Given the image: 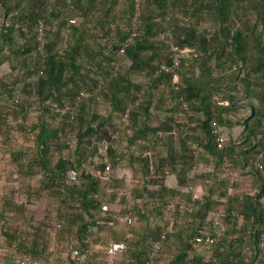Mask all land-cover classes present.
<instances>
[{"label":"trees","instance_id":"1","mask_svg":"<svg viewBox=\"0 0 264 264\" xmlns=\"http://www.w3.org/2000/svg\"><path fill=\"white\" fill-rule=\"evenodd\" d=\"M2 100L0 134L37 114L3 203L25 208L18 179L39 175L60 232L50 245L42 219L0 249L146 264L164 233L155 264H264V0H0ZM118 241L121 256L105 248Z\"/></svg>","mask_w":264,"mask_h":264},{"label":"rangeland","instance_id":"2","mask_svg":"<svg viewBox=\"0 0 264 264\" xmlns=\"http://www.w3.org/2000/svg\"><path fill=\"white\" fill-rule=\"evenodd\" d=\"M122 27L125 28L124 26ZM174 80H176V77H174ZM11 102H13L12 98ZM11 102L8 103V101L2 100L0 106H3L2 108H4L7 105H10ZM97 110L104 111L106 110V106L104 104L98 105ZM36 119L37 114L27 116L24 121L20 117H17L12 123H10L8 128L3 127L2 134H0V238H3L5 231L13 230L19 226L22 228H31L30 224H37L39 220L43 219L47 222L45 231L47 232L49 243L54 246L60 229H54L56 218L54 217L53 210H51L53 205H51L50 201H48V199L46 200L44 197L37 198V196H35V187H37L39 175H34L32 177L22 176L18 179L20 183H22V189L19 192L17 202L26 203L25 208L20 210L19 208L16 209L12 204H10V206L7 204L4 205L3 203V196L5 192L8 191L7 189L10 186L12 179L15 177L14 174H16L14 161L11 160V156L9 155L10 151L15 148H28L32 146L33 142L29 140L28 136L31 131H33L30 127L35 123ZM45 120L53 125L57 123L59 118L46 115ZM22 123L26 124L27 128L23 127ZM6 129L8 130L6 131ZM73 150V147L69 149L71 152H73ZM128 172L130 174L129 170ZM118 208L120 207L117 206V209ZM45 212L50 213L51 216L48 218L45 217L44 219ZM120 220L121 222L118 224H122L120 228L124 231L129 230L130 225L125 223L123 216L120 217ZM122 254L117 256H121Z\"/></svg>","mask_w":264,"mask_h":264},{"label":"built area","instance_id":"3","mask_svg":"<svg viewBox=\"0 0 264 264\" xmlns=\"http://www.w3.org/2000/svg\"><path fill=\"white\" fill-rule=\"evenodd\" d=\"M40 38V37H39ZM41 45H42V41L40 39V43H39V49H41ZM166 69H168L167 67H165ZM20 92H16L12 95V101L13 102H18L20 100ZM128 111L129 108L127 107L124 113V119L127 118L128 115ZM104 151V148H101V152ZM106 168L108 169V166H106ZM71 177L75 178V172L72 171L71 172ZM105 193H108L107 191H105ZM198 196V193L195 192L194 190L191 192L190 194V199L191 201H194ZM108 208V203L104 202L102 204V209H107ZM264 211V209H263ZM223 214V211L218 213V216L213 220L212 222V229L215 233H218L217 231V227L219 226V217ZM123 219H126L127 221H130V218L127 215L123 216ZM179 224H182L183 226L185 225L184 221H179ZM60 227V224L58 222L54 223V229H58ZM168 230H172L173 227L170 226L167 228ZM165 237V234L163 233L161 235V238L156 240L153 244H152V249L149 253V258L146 262V264H155L156 259L159 257V249L162 243V239ZM211 235L207 234L206 236H197L196 240L200 243H208L211 241ZM264 244V233L260 236V240H259V247H263ZM105 248H107L108 252L112 253L113 255H119L124 253L125 249L127 248V244L125 241H118V242H113L111 244H109L108 246H105ZM92 253L91 248H87L84 251H80L78 248H73L71 250V255H72V259H73V264H90L89 262V257ZM244 255L247 258H250L253 254V251L251 248L249 247H245L244 251H243ZM12 258L14 260L15 263L17 264H41L40 259L33 257L32 255H30L29 253H22V254H12ZM179 264H191L189 261H186L184 263H179Z\"/></svg>","mask_w":264,"mask_h":264},{"label":"crops","instance_id":"4","mask_svg":"<svg viewBox=\"0 0 264 264\" xmlns=\"http://www.w3.org/2000/svg\"><path fill=\"white\" fill-rule=\"evenodd\" d=\"M195 192H197L198 194H200L201 192V187L196 185V186H191ZM93 247L95 248H104V246L98 244V243H94L91 244ZM202 253L204 255H207V251L206 249L202 250ZM56 263V262H55ZM0 264H17L14 262L13 258H12V254L4 249H0ZM108 264H113L112 261H109ZM257 264V263H254Z\"/></svg>","mask_w":264,"mask_h":264}]
</instances>
